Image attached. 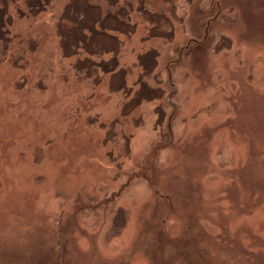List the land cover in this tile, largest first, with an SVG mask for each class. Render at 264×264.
<instances>
[{"label":"rangeland","instance_id":"1","mask_svg":"<svg viewBox=\"0 0 264 264\" xmlns=\"http://www.w3.org/2000/svg\"><path fill=\"white\" fill-rule=\"evenodd\" d=\"M70 1L0 41V264H264V0H184L169 38L135 11L96 58L128 93L65 56Z\"/></svg>","mask_w":264,"mask_h":264},{"label":"trees","instance_id":"2","mask_svg":"<svg viewBox=\"0 0 264 264\" xmlns=\"http://www.w3.org/2000/svg\"><path fill=\"white\" fill-rule=\"evenodd\" d=\"M18 1H22L25 6L26 10L18 8L20 16L25 17L28 14L39 15L49 7L52 0H0V41H11L8 34L13 17L10 14ZM149 1L151 0H71L61 17L63 25L60 26V35L65 56L78 58L75 70L83 71L96 83L110 74L112 85L118 83L128 93L130 90L126 86L125 75L129 70L118 73L119 61L113 56L112 59H103L101 62L96 58L112 54L118 56L124 47V38L131 37L137 30L133 20L135 11L144 22L150 24L151 35L164 38L174 35L177 25L183 22L184 14L179 12L185 8L184 0H159L169 4L166 9L158 3L150 7ZM143 98L142 93L133 101V104L136 103L134 106ZM131 106L133 105L127 106L128 111L134 108L130 109Z\"/></svg>","mask_w":264,"mask_h":264}]
</instances>
